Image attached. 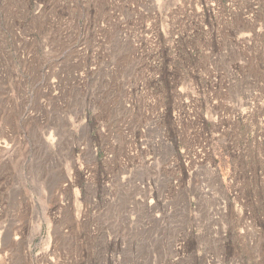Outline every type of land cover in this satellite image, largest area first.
<instances>
[{
	"label": "rangeland",
	"instance_id": "1",
	"mask_svg": "<svg viewBox=\"0 0 264 264\" xmlns=\"http://www.w3.org/2000/svg\"><path fill=\"white\" fill-rule=\"evenodd\" d=\"M0 264H264V0H0Z\"/></svg>",
	"mask_w": 264,
	"mask_h": 264
}]
</instances>
